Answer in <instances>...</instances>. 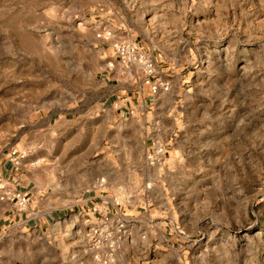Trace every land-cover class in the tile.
Wrapping results in <instances>:
<instances>
[{
    "label": "rangeland",
    "instance_id": "rangeland-1",
    "mask_svg": "<svg viewBox=\"0 0 264 264\" xmlns=\"http://www.w3.org/2000/svg\"><path fill=\"white\" fill-rule=\"evenodd\" d=\"M116 42L168 85L142 123L98 112ZM13 150L0 264H264V0H0Z\"/></svg>",
    "mask_w": 264,
    "mask_h": 264
},
{
    "label": "crops",
    "instance_id": "crops-1",
    "mask_svg": "<svg viewBox=\"0 0 264 264\" xmlns=\"http://www.w3.org/2000/svg\"><path fill=\"white\" fill-rule=\"evenodd\" d=\"M98 26L101 28V25ZM113 55L114 57H109L111 62L108 63L112 67H109L106 74L103 73L100 78L103 86L111 88L112 92L100 98L98 112L101 116L107 114L109 117L118 118L121 122L137 121L142 123L148 116L146 112L152 101V96L147 88H137L138 83H140V74L137 73V68L125 64L115 54ZM151 57L154 59L157 69V61L153 56ZM111 81L115 84L110 83ZM18 172V166L12 163L4 162L0 164V175L12 180L9 187L21 191L17 183ZM2 210L3 217L21 219L23 216V212L18 213L13 208Z\"/></svg>",
    "mask_w": 264,
    "mask_h": 264
},
{
    "label": "built area",
    "instance_id": "built-area-1",
    "mask_svg": "<svg viewBox=\"0 0 264 264\" xmlns=\"http://www.w3.org/2000/svg\"><path fill=\"white\" fill-rule=\"evenodd\" d=\"M98 33L96 34L97 38L108 40L111 38V31L106 30L104 27L98 29ZM115 56L120 59L122 62L135 66L139 69L140 73V84L141 86H146L148 88V92L151 96H155L159 91L167 90L168 85L162 82L158 78V72L156 69L154 59L144 53L140 48L136 46L135 43H126V42H116L112 46ZM153 153L158 156L155 160L159 161L162 159L165 151L163 148H157L153 151ZM148 156V159H152ZM10 161L14 165H18L21 156L16 154V151L13 150L10 152ZM153 160V159H152ZM104 180L99 179L96 184L101 186L103 185ZM0 199H16L17 203L21 206L25 205L27 202L26 195L17 190L9 188V180L0 175Z\"/></svg>",
    "mask_w": 264,
    "mask_h": 264
}]
</instances>
